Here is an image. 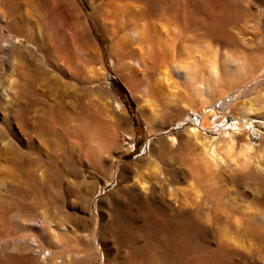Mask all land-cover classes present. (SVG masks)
<instances>
[{
    "label": "rangeland",
    "instance_id": "rangeland-1",
    "mask_svg": "<svg viewBox=\"0 0 264 264\" xmlns=\"http://www.w3.org/2000/svg\"><path fill=\"white\" fill-rule=\"evenodd\" d=\"M72 1L0 0V70L23 45L44 68L0 264H264V0Z\"/></svg>",
    "mask_w": 264,
    "mask_h": 264
},
{
    "label": "bare ground",
    "instance_id": "bare-ground-1",
    "mask_svg": "<svg viewBox=\"0 0 264 264\" xmlns=\"http://www.w3.org/2000/svg\"><path fill=\"white\" fill-rule=\"evenodd\" d=\"M69 1L71 3H73L72 0H69ZM1 20L4 21V19H1ZM13 22H14V25H16V27H18L19 29H23L24 28V26L22 25V23H21V21L19 19H14ZM24 22H26V20ZM36 26H37V24H36ZM38 35H40V34H38ZM1 43H2V46H4L6 49H8V46H9L8 41L2 40ZM29 52H31L32 54L34 53L32 51V49H31V47H27V46L23 45L22 47L19 48L18 52L14 56V59L16 61L15 63L17 65L11 64V65H8L6 68L2 67L1 70H0V75L6 74L7 71H8L10 73L9 75L17 76V78L19 79V83L21 85V88L17 92L14 91L15 93L12 92L11 87H9V86H1L0 85V166H1L0 167L1 168L0 171L2 170L1 171L2 174H1V178H0V190H2L5 193H7L6 196L2 197L3 199L0 202H2V204L5 203L8 207H11V201H10V197H9L8 193L13 187H17V185H19L22 189L25 190V189H28V187L30 186L29 179L36 180V170H35V168H33L31 166V164H28L29 160H28L27 156H29L30 154H29V150H28L27 145H29V141L25 138V136H26L25 135L26 134L25 133V131H26L25 129L26 128L36 129L38 127V125H40L39 121L33 120L31 118V116H29V114H28L29 113V103H28V101H29V99H30L29 97L31 96L32 93L33 94L35 93L38 96L42 95L41 89L36 85V83H34L33 80L36 77L39 78V77L43 76L44 68L42 67V64H41L42 62L40 60L36 59V61H31L30 58H32V56H30V58H29V56H28V54H30ZM9 54H11V53H9ZM3 55H5V54H3ZM49 58H51V57H49ZM14 59H11V60L14 61ZM2 61H3V59H2ZM13 61H12V63H13ZM10 63H11V61H10ZM137 63L139 65V62H137ZM30 66H32L33 68H30ZM263 66H264V63L262 65V67ZM15 76L9 77V79L13 78ZM12 81L16 82V78L13 79ZM0 82H2V81L0 80ZM244 85H246V84L244 83ZM38 99H39V97H38ZM240 104L242 105V111H243L242 114L234 115L239 120V122L240 121H244V119L252 118V116L250 114H251V111L254 110L253 107L259 106V105L261 106L257 96H255L254 99H251L249 101H241ZM207 106H208V104L204 105L201 108L204 110ZM261 107H262V109H264V105L261 106ZM204 114L205 113L202 111V122L204 121ZM212 115H214V113H211V115L209 116V119L211 118ZM224 116L225 115H222V117L219 118V119H216L215 122L221 120ZM262 119H264V118H262ZM182 120H184V117L179 119V123H178L179 125L182 124L181 123ZM208 121H210V120H208ZM202 122H201V125L204 124ZM239 124L240 123H234L236 128H240ZM250 124L251 125L253 124L252 121H250ZM222 125L228 126L229 124L227 125L226 122H222ZM196 129L197 128H192L193 131H196ZM245 133L247 135V132H245ZM261 136L264 138V135H261ZM54 152H55V155H54L55 156L54 168L56 170L55 171L56 176L51 179L52 180L51 181V185L53 186L54 190L59 191V190H62L61 189V183L58 181L59 177L57 175V174H59V168H58L57 165H58V162H60V160H59L60 153L58 152L57 149L54 150ZM29 158H30V156H29ZM34 159L36 160L35 163H37V161L39 160L37 158H34ZM41 169H43V168H41ZM40 173H41V170H40ZM40 176H42V174ZM82 180L84 181L85 178L82 177ZM50 196L52 197V195H50ZM56 201L57 202L54 203V206H55V208L57 210L54 209V211H57V212H58V210H59V212L61 210L63 211L64 203H65V202L63 203L64 200L63 199L61 200L59 197H56ZM40 216H42V215H40ZM43 217H45V216H43ZM25 218L23 217L24 221H26ZM40 218H35V217H33L31 219L28 218V221L30 223H33L34 226H36V227H41V226H43V224H42V220ZM23 219H22V222H23ZM50 219H52V218H50ZM44 222H45V220L43 221V223ZM25 224H28V223H25ZM28 226H29V224H28ZM51 228L53 229L54 227H51ZM7 238H9V237L7 236ZM18 241H19V239H18ZM22 242H23V237H22ZM31 243H33V240H32ZM54 260H56V259H54Z\"/></svg>",
    "mask_w": 264,
    "mask_h": 264
}]
</instances>
